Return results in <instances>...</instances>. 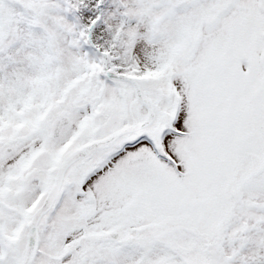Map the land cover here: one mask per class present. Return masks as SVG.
Instances as JSON below:
<instances>
[{
  "label": "snow or ice",
  "instance_id": "obj_1",
  "mask_svg": "<svg viewBox=\"0 0 264 264\" xmlns=\"http://www.w3.org/2000/svg\"><path fill=\"white\" fill-rule=\"evenodd\" d=\"M0 264H264V0H0Z\"/></svg>",
  "mask_w": 264,
  "mask_h": 264
}]
</instances>
